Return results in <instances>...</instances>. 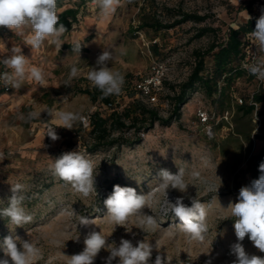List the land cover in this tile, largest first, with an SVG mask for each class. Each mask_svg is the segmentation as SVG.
<instances>
[{"label": "rangeland", "instance_id": "obj_1", "mask_svg": "<svg viewBox=\"0 0 264 264\" xmlns=\"http://www.w3.org/2000/svg\"><path fill=\"white\" fill-rule=\"evenodd\" d=\"M79 0H57L58 11L77 6ZM252 0H122V6L110 17L104 18L92 2L82 3L79 20L71 31L65 32L60 41L80 42L88 51L74 54L72 50L61 49L45 41L39 50L24 45L30 30L22 34L6 27L0 33V61L10 56L11 48L21 47L28 57L29 66L42 68L46 74V85L38 86L25 79L20 88L0 95V210L8 206L12 195L11 185H24L23 207L32 215L31 223L16 227L6 217L0 216V243L8 235H18L31 240L41 249V256L35 264H67L68 257L84 249V239L90 231H101L109 244L118 246L121 238L129 239L136 246L137 241L153 245L148 264H155L161 255L165 264H232L236 259L231 254V245L237 242L234 219L229 210L231 203L238 201L241 185H249L250 174L246 161L249 154L257 153L264 145L263 139L254 137L260 133L256 114L251 118L238 112L240 98L251 99L263 81L248 74L236 79L223 98L222 105H215L204 89L199 88L183 109L180 121L169 126L156 124L142 134L143 141L135 146L102 149L90 152L89 127L77 122L72 130L63 127L55 129L59 139L52 141L46 136L49 127H56L58 111H74L88 116L94 111L109 113L104 102H93L85 89H92L87 72L96 66L97 57L103 50H110L112 60L108 67L124 76L121 94L111 95L115 107L124 108L133 99L142 97L137 83L150 73L153 60L159 59L167 66L166 80L173 84L184 81L195 62L194 51L206 49L213 41L227 39L230 25L235 27L248 20L247 14L259 18L264 7L262 0L250 12ZM208 14L203 24L187 21L175 27L155 30L146 23L159 20L171 23L181 17L180 12ZM212 23L218 27V36L207 34L195 38L201 25ZM145 25V26H144ZM143 26V28H140ZM91 40L87 41V36ZM258 60L264 61V53L258 50ZM208 67H213L212 56H206ZM0 64L3 65L2 62ZM76 64L81 74L65 84L71 65ZM4 66V65H3ZM5 67V66H4ZM10 70V69H9ZM223 85V84H221ZM264 86V82H263ZM168 87L164 85L156 105L162 115H167L168 105L162 99ZM230 105V107L228 106ZM205 107L216 113L212 133L199 122L197 111ZM226 107H229L225 109ZM51 110L52 115L46 111ZM32 111L41 112L40 118L26 121ZM254 126V127H253ZM250 129L252 143L237 133L236 129ZM127 136L133 133L127 132ZM79 151L94 163L96 195L83 197L75 192L69 183L55 176L51 171L54 159L64 152ZM182 168L185 179L190 173L199 171L209 180V190L198 183L189 186L187 193L168 190V199L175 202L184 197V203L191 206L189 197H197L207 207L208 233L202 243L190 241L179 231L178 218L169 214L159 216L156 205L146 214L157 215L161 227L155 231L143 232L138 228L136 218H130L124 226H114L104 217L107 209L104 200L113 191L114 185L135 188L138 194L163 199L157 191L159 172L167 169L176 174ZM219 188V189H218ZM218 189V192H217ZM73 211L77 216L71 215ZM94 220V224L79 225V217ZM115 228V230H114ZM78 238V239H77ZM249 255L264 257L246 236L241 242ZM68 256V257H67ZM109 252L102 249L94 264H105ZM0 258L4 253L0 250ZM118 258L112 264H117Z\"/></svg>", "mask_w": 264, "mask_h": 264}, {"label": "clouds", "instance_id": "obj_2", "mask_svg": "<svg viewBox=\"0 0 264 264\" xmlns=\"http://www.w3.org/2000/svg\"><path fill=\"white\" fill-rule=\"evenodd\" d=\"M93 4L95 5L93 10L99 9L100 16L107 18L122 6V0H93ZM247 18L251 19L248 14ZM58 20L57 0H0V27H6L20 34L24 29L30 30L24 45L29 46L31 50H39L45 41L61 49L60 38L67 29L63 24L57 26ZM250 36L256 48L264 53V10L256 20L255 30L250 33ZM0 46L6 49L4 43ZM81 48L82 45L75 42L72 45V52L80 57ZM11 53L10 56L0 61L6 69L11 70L0 74V80L17 89L22 86L25 79L34 81L40 87L46 85V74L43 69L36 66L30 67V59L23 54L21 47L11 48ZM111 60V51L103 50L97 57L96 66L91 67L87 72V79L94 88L101 92L102 97L121 94L124 85L123 74L108 67ZM243 67L258 80L264 81V61L244 64ZM80 74L81 69L76 64L71 65L65 84H70L71 80ZM46 112L52 115L51 110ZM40 115L41 112L32 111L27 117L21 115L20 119L31 121L40 118ZM55 117L59 121L58 126L49 127L46 134L52 141L59 139L55 131L57 127L72 130L75 123L87 121L86 116L74 111H58ZM51 171L55 176L69 183L72 189L83 197L96 195L94 163L81 152L62 153L54 159ZM259 171L261 173L259 178L253 180L250 185L242 187L238 201L230 202L226 209L230 211L232 217H235L233 226L237 242L230 247L231 254L236 259L232 264H264V257L249 255L241 243L247 236L255 248L264 252V162L260 163ZM159 181L157 191L163 197L162 200L154 196L138 194L132 187L114 185L113 191L104 200L107 209L104 217L114 226H124L130 218L135 217L138 228L147 232L161 227L157 215L171 214L179 219L180 223L177 226L180 232L185 234L190 241L202 243L208 233L205 203L201 202L197 194L196 197H189L191 206L184 203L183 196L171 202L168 199V190L175 189L181 193H187L190 185L195 186L198 183L207 191L211 187L209 180L199 171L191 172L189 180H186L185 170L179 168L176 174L167 169H161ZM10 191L12 195L8 200V206L0 210V216L8 218L16 227H23L33 220L32 215L28 214L22 206L24 185L15 183L11 185ZM153 205H156L157 215L146 214L143 211L145 208L152 211ZM71 215L77 216L73 209ZM89 224H94V220H89L84 216L79 217V225ZM83 243L84 249L80 253L67 256V264H94L102 249L109 252V256L105 258V264H112L117 258V264H148L153 252V245L145 240L137 241L134 246L131 240L121 238L117 246L115 242L109 244L107 237L101 231L95 230L86 235ZM0 250L4 253V258H0V264H35L42 254L35 242L29 239L24 240L15 234L3 239L0 243ZM155 264H165L161 255L156 256ZM206 264H211V260L206 261Z\"/></svg>", "mask_w": 264, "mask_h": 264}, {"label": "trees", "instance_id": "obj_3", "mask_svg": "<svg viewBox=\"0 0 264 264\" xmlns=\"http://www.w3.org/2000/svg\"><path fill=\"white\" fill-rule=\"evenodd\" d=\"M93 0H79V5H85ZM256 0H252L248 4L250 12L254 11L256 7ZM71 6L67 7L59 13L58 25L63 24L67 31L74 27L77 22L78 15L81 12V7ZM181 17L175 19L171 23H161L159 20L146 23L147 26L155 30L175 27L187 21H194L198 24H203L209 18L208 14L180 12ZM257 15L251 17L244 23L238 26L230 25L228 28L227 39L222 42L213 41L206 49H196L194 51L195 62L191 68L188 77L178 83L173 84L164 81V85L168 87L165 97L162 99L167 102L168 114L162 115L160 108L156 103L149 102L143 96L133 99L124 108L115 107L109 113L102 111H94L91 113V125L89 129V151L97 152L102 149L120 148L122 146H135L143 141L142 134L151 131L156 124L169 126L174 122L180 121L183 115V109L191 100L192 95L199 89L205 90L208 98L215 105H222L223 98L227 94V90L232 86L234 81L246 74L251 75L244 67L243 60L247 56V34L255 30ZM145 26V25H144ZM140 28H143L141 26ZM219 29L206 23L201 25L195 38L203 37L207 34L218 36ZM87 41L91 40V35L87 36ZM74 43H63L62 48L72 50ZM81 52L88 51V48L81 43ZM212 56L213 67H208L206 63V56ZM264 82V81H263ZM263 82L258 91L252 94L251 99H243V103L238 106V112L243 117H249L256 113L261 119L259 130L260 133H255L254 137L264 140V86ZM223 84V85H221ZM93 102H104L107 105L112 102L111 95L102 97L101 92L96 89H85ZM162 93V92H161ZM160 93V94H161ZM230 107V105H228ZM226 107L225 109L229 108ZM205 108V107H203ZM206 109V108H205ZM209 111V110H208ZM215 114L213 111H209ZM214 120V119H213ZM254 127V126H253ZM251 127L249 130L236 129V132L243 135L246 140L252 143ZM133 133L132 136H127L126 133ZM249 156L246 161L247 172L250 174V183L258 179L260 176L259 165L264 162V145L257 153H251L249 149Z\"/></svg>", "mask_w": 264, "mask_h": 264}, {"label": "built area", "instance_id": "obj_4", "mask_svg": "<svg viewBox=\"0 0 264 264\" xmlns=\"http://www.w3.org/2000/svg\"><path fill=\"white\" fill-rule=\"evenodd\" d=\"M243 0H239V2H242ZM258 6V3H256ZM264 7V0H262L261 5L259 4V7ZM3 31V27H0V33ZM247 56L243 60V64H253L258 63V49L256 48L250 33L247 34ZM10 72L11 70L6 69L2 64H0V74H3L4 72ZM166 71L167 66L164 61L159 59H154L151 64L150 73L143 77L138 83L137 88L139 89L141 96L146 98L149 102L157 103L159 100L158 95L161 93V91L164 88V81L166 80ZM13 89V86L10 84L6 85L3 80H0V94L11 92ZM241 104L243 103V98L239 99ZM107 107L110 110H113L115 108V105L111 102L107 105ZM256 114V113H255ZM197 116L199 119V122L204 124L208 128V133H212L213 123L212 120L215 118V114H211L207 109L200 107L197 111ZM87 121L83 123L85 127H89L91 125V114H88ZM258 117V116H257ZM259 119V126H260V118ZM145 134V133H143ZM245 184L241 185L240 188L244 187Z\"/></svg>", "mask_w": 264, "mask_h": 264}, {"label": "crops", "instance_id": "obj_5", "mask_svg": "<svg viewBox=\"0 0 264 264\" xmlns=\"http://www.w3.org/2000/svg\"><path fill=\"white\" fill-rule=\"evenodd\" d=\"M64 10V9H63ZM62 11V10H61ZM61 11H59V13L61 12ZM78 19H79V15H78ZM71 31V30H70ZM66 32H69V31H66ZM89 36V35H88ZM65 43V42H64ZM67 43H71V42H67ZM73 43V42H72ZM80 43V42H79ZM81 44V43H80ZM1 45V44H0ZM2 94H4V93H1L0 95H2Z\"/></svg>", "mask_w": 264, "mask_h": 264}]
</instances>
